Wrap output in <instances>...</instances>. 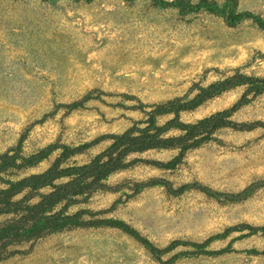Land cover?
<instances>
[{"label": "rangeland", "instance_id": "rangeland-1", "mask_svg": "<svg viewBox=\"0 0 264 264\" xmlns=\"http://www.w3.org/2000/svg\"><path fill=\"white\" fill-rule=\"evenodd\" d=\"M239 4L241 10L264 16V0ZM236 70L264 75V30L251 20L231 27L208 11L186 14L155 6L151 0H0V150L15 145L26 127L57 105L89 92L101 93L102 98L72 112L62 108L36 124L25 141V153L55 141L79 144L125 130L143 114L123 107L120 103L137 100L121 94L161 101L190 94L194 83L209 84ZM244 90L227 91L183 113L182 119L195 121L229 107ZM235 119L264 120V94L240 109ZM106 145L76 160L85 162ZM177 153L178 149H153L133 158L168 160ZM54 157L7 177L43 170ZM153 177L167 178L176 186L198 181L222 191L242 190L264 179V129H222L172 170L137 162L112 174L107 189L82 198L71 211H98L117 202L101 217L126 220L159 246L175 239L203 241L238 223L264 224V188L236 203L196 190L174 196L161 185L134 194L136 182ZM245 232L211 245L219 249L235 239V252L216 257L187 254L172 264H264V252L246 251H264V233L242 236ZM17 248L25 252L0 264H160L135 239L110 227L65 230ZM188 249L180 246L163 259Z\"/></svg>", "mask_w": 264, "mask_h": 264}, {"label": "trees", "instance_id": "trees-1", "mask_svg": "<svg viewBox=\"0 0 264 264\" xmlns=\"http://www.w3.org/2000/svg\"><path fill=\"white\" fill-rule=\"evenodd\" d=\"M55 3L58 0H41ZM76 2L93 0H72ZM161 8H176L191 14L208 11L223 17L228 26H237L244 20H251L264 30V16L252 10L239 9V0H151ZM237 87L245 90L231 106L216 110L195 121H185L182 114L196 110L204 103ZM190 94L169 99L144 102L133 95L121 94L127 99H136L137 103L123 107L138 110L143 116L135 120L121 132H109L98 135L90 141L79 144L51 142L35 152L26 154L24 144L32 128L43 123L60 109L67 112L83 108L90 100L101 99L102 94L89 92L81 99L70 103H61L51 113L31 123L21 133L17 143L5 151L0 150V261L15 254L24 253L19 245L35 242L48 235L84 227H110L119 229L139 242L160 264H172L187 254L196 256H222L237 251L232 247V239L226 247L211 248L212 243L230 237L234 232H244L242 236L264 233V224L238 223L222 232L213 234L203 241L175 239L166 246H159L145 236L139 229L126 220L113 217H101L113 210L117 202L108 209L93 211L80 208L74 212L71 208L87 198L92 192L108 188L106 180L114 173L122 171L137 162H146L157 168L172 170L177 168L186 154L215 139L216 134L225 128L250 131L264 129V120L238 121L236 113L256 97L264 94V75H254L236 70L209 84L196 82ZM166 118L165 120H163ZM107 143L99 152L85 162L76 157L86 154L94 147ZM153 149H178V153L168 160L133 158L135 154ZM55 155L48 167L16 177ZM163 186L174 196L196 190L208 197L236 203L247 199L257 190L264 188V179H257L239 191H222L198 181L176 186L171 180L162 177L136 182L134 194L153 186ZM180 246L191 249L179 251L164 260L163 257L174 252ZM250 254H260L257 249L246 250Z\"/></svg>", "mask_w": 264, "mask_h": 264}]
</instances>
